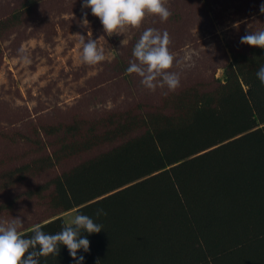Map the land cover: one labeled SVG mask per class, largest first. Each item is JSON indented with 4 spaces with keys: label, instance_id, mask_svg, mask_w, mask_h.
<instances>
[{
    "label": "trees",
    "instance_id": "obj_1",
    "mask_svg": "<svg viewBox=\"0 0 264 264\" xmlns=\"http://www.w3.org/2000/svg\"><path fill=\"white\" fill-rule=\"evenodd\" d=\"M245 2L264 19L260 0ZM19 17L0 20V32ZM247 48L227 62L213 90L189 87L160 109L101 121L102 132L90 128L87 138L0 175L18 183L120 140L30 192L49 191L58 216L22 234L58 232L66 225L60 215L74 210L103 228L85 233L90 250L78 253L85 264H264V84L255 75L264 49ZM68 126L65 135L79 130ZM97 208L107 215L97 218ZM41 264L75 262L62 246Z\"/></svg>",
    "mask_w": 264,
    "mask_h": 264
},
{
    "label": "rangeland",
    "instance_id": "obj_2",
    "mask_svg": "<svg viewBox=\"0 0 264 264\" xmlns=\"http://www.w3.org/2000/svg\"><path fill=\"white\" fill-rule=\"evenodd\" d=\"M30 1L0 0V20L20 15L0 32V175L49 157L62 144L87 138L90 128L102 132L107 129L106 120L113 123L124 115L160 109L165 99L189 87L213 90L232 56L250 47L240 43V37L264 30V19L253 15L246 0H165L171 12L167 21L149 14L138 27L111 36L90 9H82L81 0ZM84 12L88 24L82 23ZM148 27L170 36L169 50L175 60L169 71L180 76L175 90L166 86L149 90L140 83V76L126 71L135 59L132 49ZM79 34L97 39L104 61L82 62ZM21 49L29 64L21 61ZM68 125H75L78 132L65 135ZM51 128L61 129L46 134ZM119 141L62 158L18 183L16 175L12 183L1 181L0 223L19 216L23 233L57 217L49 207V191L39 197L30 192ZM75 214L72 210L60 216L67 224Z\"/></svg>",
    "mask_w": 264,
    "mask_h": 264
},
{
    "label": "clouds",
    "instance_id": "obj_3",
    "mask_svg": "<svg viewBox=\"0 0 264 264\" xmlns=\"http://www.w3.org/2000/svg\"><path fill=\"white\" fill-rule=\"evenodd\" d=\"M82 9H90L91 14L98 17L104 32L111 36L122 34L128 27H138L146 15L158 16L161 22L167 21L171 15L165 6V0H81ZM264 14V0L259 6ZM87 12L83 13L82 23L88 24ZM82 46L81 60L89 65H96L105 60V53L98 47L97 39L79 34ZM122 42V41H121ZM240 43L264 49V30L248 32L240 37ZM170 36L167 31L152 27L146 28L136 41L132 56L126 71L141 77L140 83L149 90L157 86L175 90L180 84L178 73L169 71L175 57L169 50ZM20 59L29 64V57L20 50ZM256 78L264 84V64L256 70ZM103 208H97V218L106 216ZM24 221L15 217L5 223H0V264H41V258L58 255L60 248L66 246L75 264H85V256L90 250L88 235L99 233L103 228L91 216L77 212L69 223L55 233H48L37 227L31 235L21 232ZM87 233L88 235H85Z\"/></svg>",
    "mask_w": 264,
    "mask_h": 264
}]
</instances>
